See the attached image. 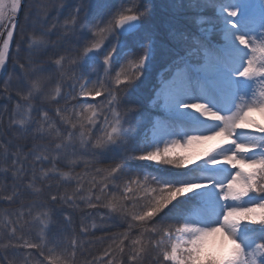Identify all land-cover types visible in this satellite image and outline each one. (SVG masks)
<instances>
[{
	"label": "snow or ice",
	"instance_id": "snow-or-ice-1",
	"mask_svg": "<svg viewBox=\"0 0 264 264\" xmlns=\"http://www.w3.org/2000/svg\"><path fill=\"white\" fill-rule=\"evenodd\" d=\"M189 109L211 127L144 143ZM255 112L264 0H0V264H264Z\"/></svg>",
	"mask_w": 264,
	"mask_h": 264
},
{
	"label": "rangeland",
	"instance_id": "rangeland-1",
	"mask_svg": "<svg viewBox=\"0 0 264 264\" xmlns=\"http://www.w3.org/2000/svg\"><path fill=\"white\" fill-rule=\"evenodd\" d=\"M110 44L111 41H109V44L105 45V47L110 46ZM120 56L121 49H117V52L115 54V59L117 63L119 62ZM143 86V82L138 85V87ZM199 98L205 100L207 103L210 104L212 108L221 112H228L234 107V101L227 97L202 96ZM253 117L258 122L264 123V113L255 112L253 113ZM209 127H211V122H206L200 113L189 109L179 114L178 123L173 126H170L163 132L154 133L144 143L151 146L157 142H163V140L168 137L183 138L188 134H194L196 132L204 131ZM214 143H216V141H207L205 142L204 147H210ZM199 150L200 146L197 145H193L192 149H190V151L193 153ZM137 162L141 164V166H138L137 168L150 170L157 174L161 179H199L202 178L204 175L203 164L200 166V168H197L195 172H189L187 170L168 169L166 167H162L160 165H156L148 161L137 160ZM228 174L229 170L217 173L218 176H227ZM240 238L244 239V235L242 234ZM223 249L224 245L222 244L219 236L209 237L205 244V255L208 257L219 255Z\"/></svg>",
	"mask_w": 264,
	"mask_h": 264
},
{
	"label": "trees",
	"instance_id": "trees-1",
	"mask_svg": "<svg viewBox=\"0 0 264 264\" xmlns=\"http://www.w3.org/2000/svg\"><path fill=\"white\" fill-rule=\"evenodd\" d=\"M159 14V13H158ZM131 163V165L134 167V168H137L138 166L140 167L141 166V164L139 163V162H137V161H134V162H130ZM139 169V168H138Z\"/></svg>",
	"mask_w": 264,
	"mask_h": 264
}]
</instances>
